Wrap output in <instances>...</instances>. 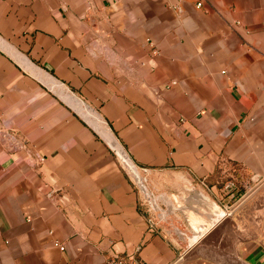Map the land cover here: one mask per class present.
<instances>
[{
  "label": "crops",
  "instance_id": "obj_1",
  "mask_svg": "<svg viewBox=\"0 0 264 264\" xmlns=\"http://www.w3.org/2000/svg\"><path fill=\"white\" fill-rule=\"evenodd\" d=\"M113 258L264 264V0H0V264Z\"/></svg>",
  "mask_w": 264,
  "mask_h": 264
},
{
  "label": "water",
  "instance_id": "obj_2",
  "mask_svg": "<svg viewBox=\"0 0 264 264\" xmlns=\"http://www.w3.org/2000/svg\"><path fill=\"white\" fill-rule=\"evenodd\" d=\"M13 144H14V148L16 149H20V150H26L25 144L19 140V139H13ZM114 154L122 161V163L124 164L123 160L121 159V156L119 155L118 149L115 150ZM129 159V158H128ZM131 164L133 165V163L131 162ZM125 167L129 168V166L127 164H124ZM134 166V165H133ZM135 167V166H134ZM136 168V167H135ZM137 169V168H136ZM138 170V169H137ZM138 182V181H137ZM138 184L140 185V183L138 182ZM140 187H142L140 185ZM142 190L145 191V189L142 188ZM150 208L153 210V207L150 205Z\"/></svg>",
  "mask_w": 264,
  "mask_h": 264
},
{
  "label": "built area",
  "instance_id": "obj_3",
  "mask_svg": "<svg viewBox=\"0 0 264 264\" xmlns=\"http://www.w3.org/2000/svg\"><path fill=\"white\" fill-rule=\"evenodd\" d=\"M201 6L200 3L196 4V7L199 8ZM59 249L62 250L63 248L61 246H59ZM107 264H122L120 261H118L117 259H111L109 260V262ZM130 264H137V262L132 261Z\"/></svg>",
  "mask_w": 264,
  "mask_h": 264
},
{
  "label": "bare ground",
  "instance_id": "obj_4",
  "mask_svg": "<svg viewBox=\"0 0 264 264\" xmlns=\"http://www.w3.org/2000/svg\"><path fill=\"white\" fill-rule=\"evenodd\" d=\"M117 149H118L119 155L121 156V159H122L124 162H126V163H127V161L124 159L123 155L121 154V152H120L119 148H117ZM199 231H200V230H199ZM198 233H199V232H198Z\"/></svg>",
  "mask_w": 264,
  "mask_h": 264
},
{
  "label": "rangeland",
  "instance_id": "obj_5",
  "mask_svg": "<svg viewBox=\"0 0 264 264\" xmlns=\"http://www.w3.org/2000/svg\"><path fill=\"white\" fill-rule=\"evenodd\" d=\"M135 183L140 187V185L138 184V182L135 180Z\"/></svg>",
  "mask_w": 264,
  "mask_h": 264
}]
</instances>
